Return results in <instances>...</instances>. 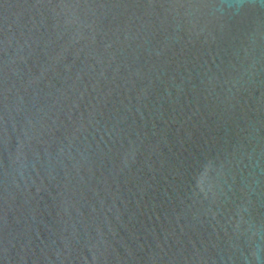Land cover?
Returning <instances> with one entry per match:
<instances>
[{
    "label": "water",
    "instance_id": "obj_1",
    "mask_svg": "<svg viewBox=\"0 0 264 264\" xmlns=\"http://www.w3.org/2000/svg\"><path fill=\"white\" fill-rule=\"evenodd\" d=\"M0 264H264V0H0Z\"/></svg>",
    "mask_w": 264,
    "mask_h": 264
}]
</instances>
